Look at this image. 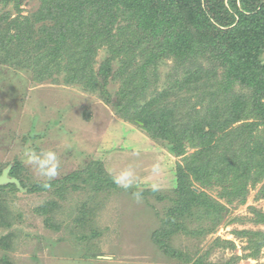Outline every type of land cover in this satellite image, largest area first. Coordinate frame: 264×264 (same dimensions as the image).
<instances>
[{"label": "trees", "instance_id": "1", "mask_svg": "<svg viewBox=\"0 0 264 264\" xmlns=\"http://www.w3.org/2000/svg\"><path fill=\"white\" fill-rule=\"evenodd\" d=\"M1 1L14 2L20 11L22 0ZM101 49L107 55L98 61ZM263 55L264 0H41L33 14L0 15L1 64L23 67L38 83L62 80L97 94L182 158L174 195L165 196L172 205L164 215L155 212L161 226L152 237L163 255L185 264H233L240 258L211 259L215 246L236 247L221 237L204 252L175 246L179 233L199 237L209 232L190 228L194 220L211 219L214 231L229 211L205 188L219 185L220 197L234 205L246 201L249 185L263 182L259 195L264 197ZM170 58L175 70L164 81L160 66ZM111 81L121 83L115 99ZM188 148L193 152L188 154ZM9 163H0V175ZM104 164L101 158L90 161L46 187L47 181L31 182L24 163L15 159L9 176L28 193L50 191L60 199L69 187L85 189L79 183L112 195L117 185ZM18 191L15 183L0 185L2 226H11L6 201ZM148 192L163 199L157 191ZM62 208L55 198L38 209L47 226L58 229L54 215ZM256 216L264 223V213L256 211ZM84 219L81 211L76 225ZM251 233L245 257L257 258L264 231ZM12 237L11 231L0 236V264H14L8 253ZM88 246L85 256L100 253L96 243Z\"/></svg>", "mask_w": 264, "mask_h": 264}, {"label": "rangeland", "instance_id": "2", "mask_svg": "<svg viewBox=\"0 0 264 264\" xmlns=\"http://www.w3.org/2000/svg\"><path fill=\"white\" fill-rule=\"evenodd\" d=\"M40 4L41 0H22L18 12L14 2L7 6L0 0V15L4 12L11 13V17L30 15ZM106 55L101 49L98 61ZM173 65L170 58L167 64L160 66V77L164 81L174 69ZM170 81L168 79L167 83ZM120 84L119 81L109 84L114 99ZM26 145L37 151L44 148L58 153L61 167L55 179L98 158L103 159L112 175L131 165L137 178L127 190L117 186L112 195L97 193L89 185L79 183L85 189L69 187L63 199L50 191L28 193L21 186L20 191L10 194L6 201L11 226L0 225V236L9 231L13 233L12 250L8 253L14 264H185L163 255L152 237L161 226L155 212L158 210L164 215L172 205L171 199L165 196L174 195L176 168L182 158L150 138L139 125L118 115L113 106L97 94L64 84L62 80L38 83L23 67L0 63V163L11 162L4 169L12 166L15 159L23 162L21 153ZM191 152L193 149L188 148L187 153ZM24 165L31 182L45 181L30 166ZM154 167L158 168L155 173ZM153 183L159 185L157 192L164 195L162 200L148 192ZM262 185L263 182L249 185L246 201L234 205L220 197L219 185L205 188L213 198L226 203L229 211L223 212L225 218L214 231L210 230L211 219L194 220L190 228L206 227L209 232L199 237L179 233L175 246L190 251L199 247L204 252L221 237L234 241L236 247L215 246L212 260L227 262L240 256L232 260L233 264H264V246L259 257H245L251 251V232L264 231V223L256 222V211L264 213V197L259 195ZM134 191L143 194L139 202L132 196ZM55 198L63 206L54 215L61 225L58 229L48 227L46 215L38 209ZM81 211L85 219L78 226L75 220L81 216ZM237 231L244 234L238 235ZM93 233L96 235L92 236ZM92 243L98 245L100 253L87 257L85 247Z\"/></svg>", "mask_w": 264, "mask_h": 264}, {"label": "clouds", "instance_id": "3", "mask_svg": "<svg viewBox=\"0 0 264 264\" xmlns=\"http://www.w3.org/2000/svg\"><path fill=\"white\" fill-rule=\"evenodd\" d=\"M39 147V145H37ZM21 158L23 162L30 166L36 175L49 182L46 183L45 186H50V181L55 179L61 167V161L58 156V153L51 149H44L32 147L31 145H26L23 152L21 153ZM158 168L154 167L153 172H157ZM136 173L135 169L130 165L125 169H122L119 173L113 174L112 179L113 182L118 186L125 190L131 187L136 182ZM151 190L153 192L159 190V185L153 183L151 185ZM141 191H134L132 193L133 198L139 202L142 199Z\"/></svg>", "mask_w": 264, "mask_h": 264}, {"label": "water", "instance_id": "4", "mask_svg": "<svg viewBox=\"0 0 264 264\" xmlns=\"http://www.w3.org/2000/svg\"><path fill=\"white\" fill-rule=\"evenodd\" d=\"M11 167L12 166H9L6 169H4V171L0 175V185H4L8 183H15L19 188H21L20 181L16 177L9 176Z\"/></svg>", "mask_w": 264, "mask_h": 264}]
</instances>
